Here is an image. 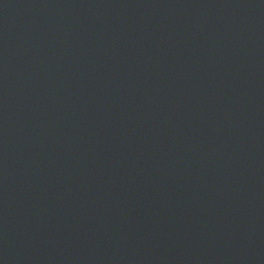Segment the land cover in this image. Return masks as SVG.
Segmentation results:
<instances>
[{
	"label": "water",
	"instance_id": "obj_1",
	"mask_svg": "<svg viewBox=\"0 0 264 264\" xmlns=\"http://www.w3.org/2000/svg\"><path fill=\"white\" fill-rule=\"evenodd\" d=\"M245 0H0V48Z\"/></svg>",
	"mask_w": 264,
	"mask_h": 264
}]
</instances>
